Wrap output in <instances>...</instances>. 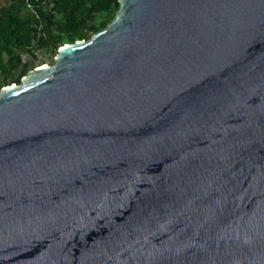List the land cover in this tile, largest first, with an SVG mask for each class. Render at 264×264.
Returning <instances> with one entry per match:
<instances>
[{
  "label": "water",
  "instance_id": "water-1",
  "mask_svg": "<svg viewBox=\"0 0 264 264\" xmlns=\"http://www.w3.org/2000/svg\"><path fill=\"white\" fill-rule=\"evenodd\" d=\"M0 264H264V0H120L0 89Z\"/></svg>",
  "mask_w": 264,
  "mask_h": 264
},
{
  "label": "trees",
  "instance_id": "trees-1",
  "mask_svg": "<svg viewBox=\"0 0 264 264\" xmlns=\"http://www.w3.org/2000/svg\"><path fill=\"white\" fill-rule=\"evenodd\" d=\"M110 0H67L61 5L64 24L54 22L52 11L43 8L37 0H14L10 5L0 8V45L11 57L10 70L24 67L22 56L17 54L10 44L22 52L34 55L32 40L37 38V45L42 47L58 46L59 38L54 26L59 32H70L72 38H84L83 29L86 21L93 18V13L102 10ZM26 7H31V15H21ZM40 33V34H39ZM60 46V45H59ZM4 67V64H2Z\"/></svg>",
  "mask_w": 264,
  "mask_h": 264
},
{
  "label": "rangeland",
  "instance_id": "rangeland-1",
  "mask_svg": "<svg viewBox=\"0 0 264 264\" xmlns=\"http://www.w3.org/2000/svg\"><path fill=\"white\" fill-rule=\"evenodd\" d=\"M14 0H0V8L10 5ZM42 3V6L47 11H52L54 15V22L64 24L65 20L63 18V13L61 10V5L67 0H37ZM120 9V0H110L106 6L95 13H93V18L86 21L85 27L83 29L84 38H79L78 36L72 38L74 42L79 39H89L93 34L99 30L105 28L112 20L115 18L117 11ZM31 7H26L21 15H31L33 13ZM59 27L54 26L55 34L58 36L59 45L42 47L37 45V38L32 40L31 47L33 49L34 55L22 52L19 48L10 44V47L15 50L17 54L22 56V61L25 64L23 68L17 70H10V60L11 57L8 52L0 45V89L5 86L12 85L14 83H21L22 79L27 76V74L42 66L43 64H53L56 60V55L58 49L70 42V32H59ZM40 34V33H39ZM4 64V67H2Z\"/></svg>",
  "mask_w": 264,
  "mask_h": 264
}]
</instances>
